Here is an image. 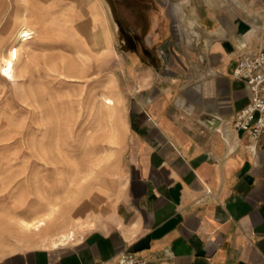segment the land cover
Segmentation results:
<instances>
[{
  "label": "rangeland",
  "instance_id": "rangeland-1",
  "mask_svg": "<svg viewBox=\"0 0 264 264\" xmlns=\"http://www.w3.org/2000/svg\"><path fill=\"white\" fill-rule=\"evenodd\" d=\"M14 1L9 9L11 0H0V72L2 48L15 40L20 24L40 39L44 31L52 36L44 45H32L31 59L21 55L16 84L0 73V259L49 247L42 238L61 232L73 230L78 238L77 209L122 160L132 98L145 111L153 101L146 98L147 77L159 74L177 82L184 60L213 75L198 21L201 0ZM244 1L229 3L244 8L256 38L264 42V7L249 8ZM243 44L250 46L238 42L237 51ZM157 64L156 75L147 65ZM113 88L114 113L101 98L83 100L99 92L108 101ZM49 210L54 214L44 225L45 236L15 227L18 219Z\"/></svg>",
  "mask_w": 264,
  "mask_h": 264
},
{
  "label": "crops",
  "instance_id": "crops-1",
  "mask_svg": "<svg viewBox=\"0 0 264 264\" xmlns=\"http://www.w3.org/2000/svg\"><path fill=\"white\" fill-rule=\"evenodd\" d=\"M231 1L201 0L197 8L213 75L184 60L178 74L186 80L174 82L158 74L159 64L147 65L158 74L145 82L153 101L145 111L132 98L122 160L77 209L78 238L0 264H116L124 250L147 264H264V137L252 154L247 133L230 134L231 146L219 133L251 101L233 76L238 42L264 43Z\"/></svg>",
  "mask_w": 264,
  "mask_h": 264
},
{
  "label": "built area",
  "instance_id": "built-area-1",
  "mask_svg": "<svg viewBox=\"0 0 264 264\" xmlns=\"http://www.w3.org/2000/svg\"><path fill=\"white\" fill-rule=\"evenodd\" d=\"M233 76L242 80L250 93L251 101L239 110L233 117L229 130H219L221 136L232 145L228 138L232 133L243 131L253 140L252 144L245 145V149L256 153V147L264 137V43L258 46L243 44L238 47V63ZM235 148H231L234 152ZM147 260L138 258L135 254L124 250L120 253L116 264H147Z\"/></svg>",
  "mask_w": 264,
  "mask_h": 264
},
{
  "label": "bare ground",
  "instance_id": "bare-ground-1",
  "mask_svg": "<svg viewBox=\"0 0 264 264\" xmlns=\"http://www.w3.org/2000/svg\"><path fill=\"white\" fill-rule=\"evenodd\" d=\"M83 1H86V0H83ZM12 5L13 6L15 5V1L12 2L11 0L9 9L11 8ZM24 15L25 14L23 13L21 17H24ZM8 21L9 20L6 19V27L8 26L7 25ZM4 30H5V25H4ZM43 36H44L43 39H40V36L36 34V32L33 31V29H31L26 23H22L19 25L16 31V38L14 40L15 42L13 41L12 43H10L6 51H4V46H3L2 51H1L2 67H1L0 73H1V78L3 80L6 81L9 79V80H12L14 84L17 83L14 80L15 78L14 69L20 63L21 55L24 54L26 55L28 59H31L32 54H33L32 45L33 44L44 45L47 41V38H50L52 36V33H50L49 31H44ZM99 45L101 46L100 50L104 51L105 48L103 47V45L102 44H99ZM86 61H88V59ZM27 64L28 63L26 62L22 68V72L24 73V75L28 71ZM86 72L87 71L82 70L81 75L83 74L86 75ZM109 93H110V96H109L110 99L108 101L105 98L103 99V96L105 95L99 92L95 94L90 93L89 95L85 94L83 100L85 102V100H87L88 98L91 101L96 100L97 98H101L104 104L108 106L107 109L110 108L109 109L110 113H114V110L116 108V100L118 96L116 88L111 89ZM100 111H102V109ZM53 214H54V210H49L47 213L42 214V215L37 212L30 219H26V218L18 219L15 227L24 234L45 236L43 235L44 225L52 218ZM44 238L45 237L42 238L43 241L49 242V247H46V248L58 247L60 245L68 244L69 241L71 240L74 241L75 232L73 230H69L68 232L59 233L57 237H51V238H46V239Z\"/></svg>",
  "mask_w": 264,
  "mask_h": 264
},
{
  "label": "water",
  "instance_id": "water-1",
  "mask_svg": "<svg viewBox=\"0 0 264 264\" xmlns=\"http://www.w3.org/2000/svg\"><path fill=\"white\" fill-rule=\"evenodd\" d=\"M216 126V124H214ZM214 127V126H213Z\"/></svg>",
  "mask_w": 264,
  "mask_h": 264
}]
</instances>
